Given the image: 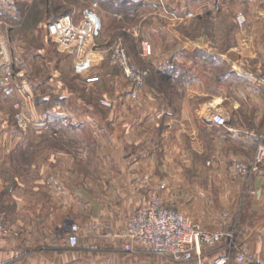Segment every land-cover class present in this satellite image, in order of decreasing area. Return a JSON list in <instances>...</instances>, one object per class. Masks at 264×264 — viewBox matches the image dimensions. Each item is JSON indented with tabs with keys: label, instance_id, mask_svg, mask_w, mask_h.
Here are the masks:
<instances>
[{
	"label": "crops",
	"instance_id": "obj_1",
	"mask_svg": "<svg viewBox=\"0 0 264 264\" xmlns=\"http://www.w3.org/2000/svg\"><path fill=\"white\" fill-rule=\"evenodd\" d=\"M140 4L152 7L136 13L141 20L134 29L137 42L140 37L152 46L151 71L135 93V110L120 107V122L104 128L105 136L97 139L115 204L104 213L101 204L97 207L95 199L88 198L91 182L87 178L80 183L85 173L74 166L84 155L53 150L44 145L45 139L33 140L42 146L36 154L12 155L13 162L21 158L22 166H10V233L0 232V264H180L130 243L122 234L127 212L132 210L128 217L166 185L152 167L142 168L156 161L154 146L161 139L168 141L171 161L218 163L215 173L221 171L224 179L219 190L236 195L233 212L240 218L235 235L239 251L264 264V164L252 169L257 136L264 131V0H141ZM238 15L244 16V26L237 23ZM197 19L211 20L216 35L229 20V42L223 45L218 37L211 41L206 26L196 27ZM4 61L10 62L8 54ZM165 82L176 94L181 92L184 102L193 106L198 102L201 114L232 115L228 128L215 126L207 115L204 121L174 123L167 133H160L158 124L145 120L151 113L139 99L162 98L159 83ZM85 125L92 129L89 123L76 124L74 129ZM117 126V135L108 132ZM193 141H198L197 147ZM74 142L82 145L86 140ZM226 162L232 163L229 176L222 164ZM208 215L199 220L213 230L230 223L217 211ZM72 223L79 225L74 246L68 243ZM127 243L131 250L124 249Z\"/></svg>",
	"mask_w": 264,
	"mask_h": 264
},
{
	"label": "rangeland",
	"instance_id": "obj_2",
	"mask_svg": "<svg viewBox=\"0 0 264 264\" xmlns=\"http://www.w3.org/2000/svg\"><path fill=\"white\" fill-rule=\"evenodd\" d=\"M140 1L10 0L7 2L4 0L0 2V43L6 45L4 55L0 56V90L3 89L5 76L3 63L7 54L10 57L7 67L13 71V80L20 85V88L10 96L3 90V93L0 92V155L3 156L0 158V232L2 234L10 233V166L14 164L22 166L21 158H17L18 163L13 162L12 155L36 154L42 146H39L38 142L34 144L33 140L45 139L44 145L52 147L53 150L58 148L76 152L74 155L78 157L84 155L82 159L77 158L74 166L81 173H85L84 178L79 179L80 183H84L87 178L91 182L88 198L95 199L97 207L101 204L104 213L115 204L110 198L112 191L109 189L110 178L106 173L107 163L101 157L105 155L101 150L102 143L97 139L105 136L104 128H108L109 125L114 127L120 122V107L127 105L128 108L132 107L131 109L135 110V101L138 100V97L131 95L133 84L125 77L122 67L115 59L117 49L123 47L131 64L144 71L143 84L151 71L148 59L152 53L142 54V42L148 41L138 37L137 42L134 35L135 26L139 25L141 20L136 13L152 9L150 6L140 4ZM90 13L94 15L96 24L93 46L89 50L90 53L86 52L78 58L64 45L65 43L51 37L47 27L64 14H71L77 24L89 18ZM196 22L198 28L206 26L207 36L211 41L218 37L223 45L229 42L231 29L229 20L222 24L217 35L211 26V20L197 19ZM91 76L97 79L93 82L86 81L87 77ZM124 85L128 98L125 103L121 95ZM159 87L163 88H158L162 90V98L158 96V99L139 100L141 104L145 102L142 105L149 107L151 113V116L148 115V119L145 120L158 124L160 133H167L166 128L174 123L194 124L204 121L207 115L211 117V114H201L198 111L197 101L194 106L188 101L184 102L181 92L177 91L176 94L169 89L166 82L159 83ZM55 90L59 93L54 92ZM185 109H189V113H185ZM224 116L228 123L233 120L232 115ZM132 120H135V116ZM79 123L83 125L89 123L92 129L86 128L87 125L80 127L79 130L74 129ZM42 125L44 129H38ZM108 132L117 135L118 126L116 130L108 129ZM73 140H86V142L82 145L78 142L79 145L77 143L76 145ZM167 142L166 139H161L154 146L156 161L145 163L142 167L144 171L152 167L159 182L167 185L158 194L161 203L182 214H187L200 225H202L200 216H209L208 214L213 211H217L222 219L230 218V223L226 224L223 230L233 235V242L227 249L235 255L239 251L235 235L240 221L236 211L233 212L236 195L222 193L219 190L224 179L221 178V171L215 173L218 163L186 162L182 159L171 161L170 146ZM193 143L194 147H197L198 141ZM222 164L227 170L232 163ZM224 173L229 176L230 172L227 170ZM147 194L139 193L142 197H146ZM246 196V194L242 195V200H245ZM73 224L76 223L71 225ZM204 227L212 229L209 225ZM111 231L115 230L111 229ZM224 243L228 244L229 241ZM213 254L212 252L211 255Z\"/></svg>",
	"mask_w": 264,
	"mask_h": 264
},
{
	"label": "built area",
	"instance_id": "obj_3",
	"mask_svg": "<svg viewBox=\"0 0 264 264\" xmlns=\"http://www.w3.org/2000/svg\"><path fill=\"white\" fill-rule=\"evenodd\" d=\"M236 20L239 26L245 25L244 16L238 15ZM95 27L92 13L89 18L77 24L71 14H64L51 22L47 29L51 37L65 43L64 45L79 58L86 52L90 53ZM5 47L4 43H0V56L6 51ZM142 48V54L152 53L150 43L142 42ZM115 59L122 67L125 77L133 84L131 94L135 95L143 85L144 71L131 64L123 47L117 49ZM7 63L6 61L3 63L5 76L2 86L3 92L10 96L20 88V85L13 80V71L7 67ZM246 75L258 81V78L250 74ZM96 79L97 77L91 76L87 77L86 81L93 82ZM211 120L217 127L228 128L227 118L222 114H213ZM257 137L259 143L252 163L253 170L264 164V131ZM78 231L79 227L76 224L69 227L68 243L71 246L76 245ZM122 234L130 243L150 249L180 264H256L241 251L236 252L235 255L230 253L227 247L230 248L233 235L229 231L206 228L187 215L163 205L157 195H153L147 204L127 217ZM225 241L229 243L225 244ZM124 249L131 250L130 244H125Z\"/></svg>",
	"mask_w": 264,
	"mask_h": 264
}]
</instances>
